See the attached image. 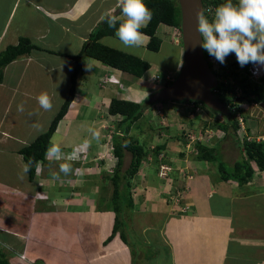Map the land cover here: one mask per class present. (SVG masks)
<instances>
[{"label":"crops","instance_id":"1","mask_svg":"<svg viewBox=\"0 0 264 264\" xmlns=\"http://www.w3.org/2000/svg\"><path fill=\"white\" fill-rule=\"evenodd\" d=\"M109 14L121 18L118 0H0V52L16 45L22 37L29 39L35 47L29 54L8 64L3 69L0 82V250H8L9 264H134L142 256L141 250L137 253L130 246L126 226L123 231L118 229L113 234L115 212L111 206L113 187L109 176L117 160L112 153L111 141L114 135L121 137L122 133L117 131L121 117L108 114L112 98L105 100L101 96L103 93L89 96L88 90L85 93L76 90L68 112L59 122L68 121L67 130L59 131L57 126L51 138L53 142L50 146L58 143L65 156L71 155L74 149L79 157L86 154L88 159L83 163L76 162L77 159L72 162L53 161L45 156L44 164H40L41 169L37 170L36 167L34 179L29 180L27 173H23L24 160L19 154L22 147L47 131L66 98L59 95V100L53 104L58 107H53L51 111H44L36 100L41 92H47L52 101L58 95L54 92V67L61 69L66 65L63 63L66 60L67 66L71 64L73 69L72 60L66 56L78 54L89 34ZM162 27L166 28L160 25L157 32ZM74 28L78 29L77 33ZM69 34L78 37L76 53L56 47ZM88 64L89 60L87 67ZM98 66L116 79L117 84L110 85H117L119 90L126 88L127 84H122L129 83L125 73L99 62ZM180 67L179 63L173 74H177ZM141 78L135 80L141 83ZM134 88L132 86V91L127 93H137ZM148 91L145 88L140 92L146 94ZM127 93H120L115 99L136 103L144 99L140 96L137 100L132 99ZM20 104L24 106L23 112L17 110ZM175 107L183 117L190 113L184 103H174L172 115L176 114ZM253 107L256 106L253 104ZM181 108L185 109V114ZM102 110L104 117L98 124L105 134L98 140L86 139L77 131L78 127L86 130L85 124L89 120L94 122L99 119L96 115ZM248 116L257 121L256 132L250 127L246 128L249 134L264 135V114H254L250 108V111L244 112V118ZM214 118L215 114L209 109H202L193 118L172 117L169 121L163 117L161 128L156 130L150 128V121L146 119L144 125L148 124L149 129L145 127L144 131H148L144 132L141 144L148 150H161L163 160L172 169L170 180L157 177L158 162L157 158H153V153L152 161L147 159L141 163L137 175L132 179L133 184L137 183L131 186L133 207L131 214H126L122 219L129 222L131 235L139 237L137 233L143 227L139 233L146 235V241L150 236L152 241L158 239L156 243H163L170 253L171 264H239L240 261H245L242 262L244 264H264V215L253 216L254 225L249 230L234 224L235 214L248 221L247 217H251V209H254L256 202L264 212V172L255 169L251 181L242 186L232 181H221L220 175L218 184H213L209 179L212 173H219L221 159H226L229 165L241 159L242 148L237 137L232 132L223 134V137L218 135L214 141H218V149H215L218 161L213 163L192 160L182 144V135H203L204 142L214 148L212 140L218 133H223L217 130L218 133L215 132L208 139V134L212 132L209 124ZM171 122L177 125V128H173V134L167 132ZM86 141L87 146L81 149L80 146ZM127 157L130 162L131 155L124 152L121 174L128 167H124ZM65 162L72 165L68 177V182H72L67 189L69 191L63 195L59 188L65 184L60 186L62 183L58 181L59 187L54 186L51 179H54V173L60 172L59 165ZM183 170L191 174L190 179L183 177ZM216 187L224 197L222 190L230 191L229 202L232 206L224 214L212 207V193ZM176 191L182 193L181 202L172 206L170 197ZM252 195H263V199L251 201ZM183 206L188 210L184 214L180 211ZM60 217L64 218L63 224ZM121 232L124 237H121ZM112 234L113 238L109 240ZM138 239L141 240L140 237ZM20 255H24L25 260Z\"/></svg>","mask_w":264,"mask_h":264},{"label":"trees","instance_id":"2","mask_svg":"<svg viewBox=\"0 0 264 264\" xmlns=\"http://www.w3.org/2000/svg\"><path fill=\"white\" fill-rule=\"evenodd\" d=\"M143 2L151 10L152 18L147 26L142 27L140 31L148 37L145 48L156 53L159 51L162 43L161 38L156 35L157 29L160 25L179 29L181 32L180 5L178 0H143ZM225 2L226 0H201L203 15L206 17L205 11L208 8H211L215 15L216 8ZM233 2L235 3L236 0H233ZM214 15L209 18L210 21L214 18ZM119 19L121 18H118V22ZM115 31V28H110L108 26L106 20L102 21L89 34L86 43L78 54L66 56L73 62V70L70 75L71 84L67 91L66 98L60 106L59 111L50 122L47 131L38 135L31 143L19 150V154L22 156L24 164H27L30 158L32 160V164L27 172L29 180H33L35 177L37 163L41 162L44 164L45 162L46 151L50 146L51 138L57 129L58 123L66 115L73 102L78 76L86 69L89 59L104 64L112 70L120 71L136 78H141L146 72L150 71V63L143 60L138 55L130 54L100 43V40L106 36H115ZM33 49H35V47L30 43L29 39L22 37L19 38L16 45L8 46L4 51L0 52V82L3 78V69L20 56L29 54ZM203 54L212 71L213 63L211 60L215 58L210 56L204 49ZM235 58V56L228 55L223 64L218 62L219 70L212 71L215 76L220 79L215 88L218 95H220V100H222V102L223 100L226 102L232 101L236 94L240 93V95L235 98L238 99V102L235 104L237 109L238 104L241 102L253 103L258 105L264 114V79H262L260 83L250 82L247 78V68L250 63L241 67ZM162 81H165V78ZM170 83L171 81L166 83L165 86ZM183 103L185 105L191 103L199 104L198 102L193 101L182 102V104ZM143 107L144 106L140 103L115 98H112L108 105L109 115H119V117H121L120 121L117 123V131L122 133L121 137L114 135L111 141L112 153L117 160L116 167L109 176V180L113 187L111 206L115 212L113 234L114 232H117L118 229L123 231L125 226V223L122 220L123 211L129 208L132 209L133 207L130 195L132 189L131 181L137 175L142 161L147 158L150 152L154 153V156L156 157L161 151L159 148L156 150H148L145 145L140 144L129 136L131 127L143 116ZM203 108L206 107L202 104V109ZM211 112L215 114V118L209 126L215 130L222 131L224 134L232 132L233 136L237 137L242 148L241 159L236 161L229 170L224 169L223 164L219 162L218 168L220 180L224 182H236L239 186L245 185L251 181L255 169L264 172V141L257 142L256 140H252L247 142L244 137L245 133L239 129L234 116L230 114V116L225 117L221 113ZM219 115L223 117V122L218 120ZM245 116H247V114ZM245 119L246 117L244 118V121ZM246 132L249 133L247 130ZM181 140L184 146L188 143V139L183 135ZM191 146H193L194 149L189 153L192 160L209 163L218 161L217 151L208 144L195 141ZM124 152H128L131 155V159L127 169L121 174ZM169 174L165 179H161L164 181L170 180ZM157 177L159 178L158 175ZM122 181H125L126 184L124 185V190L120 191V184ZM113 234L110 235L109 240L113 238ZM122 236L124 237L123 232H121V237ZM0 264H9L8 256L5 253L3 254L1 250Z\"/></svg>","mask_w":264,"mask_h":264},{"label":"rangeland","instance_id":"3","mask_svg":"<svg viewBox=\"0 0 264 264\" xmlns=\"http://www.w3.org/2000/svg\"><path fill=\"white\" fill-rule=\"evenodd\" d=\"M75 29V28H74ZM95 29V28H94ZM93 29V30H94ZM76 30V32H75ZM74 30L75 33L78 32V29L76 28ZM158 34V36L161 37L162 43L160 46V49L158 52L154 53L151 52L149 50H147L145 47V45L147 44L148 39H146L143 44L139 47V48H125L116 38L114 37H104L101 39L100 43L106 46H110L112 48L130 53V54H134V55H138L140 58H142L143 60H146L150 63V71H148V73H146V75H144L141 78V83L137 82L136 77H134L133 79L131 78L130 75L125 74L126 80L129 81V83L123 82L122 84H127L126 88L123 90H119V87L116 86H112L110 85L111 83H108V78L111 77V75H108L109 73H105L104 71H102L99 66H98V62L92 59H89V64L88 67L82 71V73L78 76L77 79V84H76V90H78L81 93H85L86 90H88L89 96H91V94L94 95H100L101 93H103L101 96H104V99H111V98H116L118 96H120V93H127V91H132V86H137V88L134 90H137L135 92H128L127 95L129 97H131L132 99L137 100L138 97H143L144 99L142 100V102L140 104H142V106L145 107L144 111H143V116L139 119L138 122L135 123V125L132 127V139L138 141L141 144V138L144 135L145 131V127L147 129H149L148 124L144 125V122L146 121V119L148 121H150V128L156 130L157 128L160 129V121L162 120V118L164 117V119L171 121L172 117H175V119H185V117L182 116L181 113H179V110L176 108L174 111H176V114L174 113L172 115L173 111L171 109V107L174 105V103L171 102H164V103H157V102H153L150 103L149 102V95L154 93L155 91L161 89L162 87L165 86L166 83H169V81H174V79L176 78L175 76H177V74H173L176 66L180 63L182 64V60L184 57V51H183V44H182V36H181V32L179 31V29H174V28H170V27H162V29H159L158 32L156 33V35ZM77 38L76 36H71V34H69L68 36H65L63 43L57 44L56 47L59 50H67L70 52H74L76 53V51L78 50V42H77ZM236 59V58H235ZM51 62H54V60H50ZM64 64H66L65 66L61 67V69H58L57 66L54 67L53 69V78L56 80L55 84H54V92H56L58 95L56 96V98L52 101V104H54V102H57L60 98L59 95H63V97L66 96V92L69 90V86L71 84L70 82V75L72 73V68H71V64L69 66H67L68 62L66 60H64L63 62ZM103 66H106L104 64H101ZM107 67V66H106ZM56 68V69H55ZM158 77L157 81L158 82H154L153 77ZM165 78V81H162ZM131 80V81H130ZM134 80V81H133ZM169 80V81H168ZM131 82V83H130ZM133 82V83H132ZM102 83V86H101ZM105 84V85H103ZM142 84V85H141ZM149 89L148 93L144 94L145 92H140L143 91L144 89ZM141 94V95H140ZM144 101V103H143ZM105 103V102H104ZM156 104V105H154ZM224 104V103H223ZM146 105V106H145ZM169 106L167 108V106ZM57 106V105H56ZM56 106H53L56 108ZM152 106V107H151ZM58 107V106H57ZM143 107V108H144ZM239 107H241V109H245V110H249L250 108L252 110V113L257 114L259 112V116H262L263 112L262 109L259 107H253V103H246V102H241L239 104ZM107 108V107H105ZM167 108V110H166ZM184 111L185 114V109L181 108ZM206 110V108H203ZM160 110L162 115H158L156 114V111ZM257 110V111H256ZM171 112V114H170ZM104 111L102 110L101 112H97L96 116H99V119H95L94 122L92 120H89L87 124H85V126H87L86 130H82L81 127H78V132L86 137V139L91 138L94 140H98L99 137L101 135L105 134V130H101L99 127V120L102 119L104 117ZM169 114V117H168ZM223 115V114H222ZM225 117L230 116V113L228 111L227 116L224 115ZM256 116V115H255ZM110 118V117H109ZM204 118V117H202ZM163 119V120H164ZM92 121V123H91ZM245 128L250 127L254 132H256V119L252 118V117H246L245 119ZM110 125H113V123L111 121L108 122ZM71 124V123H70ZM169 124V123H167ZM167 124H163L167 125ZM69 122L68 121H63L62 124L59 123L58 125V130L59 131H66L68 128ZM75 126V124H74ZM90 126V127H89ZM177 128V125L174 122H171V125L169 126V129L167 132H169L170 134L174 133V129L173 128ZM74 129V127H73ZM90 129V132H88ZM212 129V133L214 134L215 132L218 133L217 130H215L214 128ZM261 129L263 131V127L261 125ZM98 132L99 133V137H95L94 133ZM87 133H89L87 135ZM224 133H218L216 138L214 140H212V146L214 147V149H218V141L214 142L217 138L218 135L219 137H223ZM254 137L258 136L259 134H255V133H251ZM61 133L58 135L60 136ZM213 137V136H212ZM81 139L83 140V138L81 137ZM53 141H51L52 143ZM202 143H206L204 141H200ZM217 145V146H216ZM50 147V146H49ZM186 153H190V151H187ZM50 159V158H49ZM88 159V157H87ZM53 161H56L54 159H52ZM125 166H128V162H129V158H125ZM220 160V159H219ZM221 163L224 166V169L229 170L231 168L232 165H229L226 159H221ZM51 161V160H49ZM150 161H152L150 159ZM146 162V160H145ZM165 162V159H164ZM82 163V162H81ZM208 165V164H207ZM210 166H214V164H211ZM41 168H39L38 170H40ZM158 173V170H157ZM55 174V175H54ZM53 177L54 179H51V181L54 182V186H58V181L62 184H59L60 186H62L63 184H65V186L63 188H59L60 191H62V194L64 195V192H68L69 190H67L70 185L71 182H68V177L69 174L65 175L61 172L59 173H54ZM181 174L183 175L184 178L186 179H190V175L191 174H187L186 170L181 171ZM220 174L218 172H216V174L212 173V178L209 179V182L213 183V184H218V176ZM161 179V177H159ZM134 181H131L132 186L137 185V183H134ZM126 184L125 181H122V183L120 184V191L124 190V185ZM59 187V186H58ZM139 187V186H138ZM58 189V188H57ZM136 190V189H135ZM219 189L216 187V189L214 190V192L212 193L213 195V201L214 204L212 205L213 209L221 214H224L227 210L229 211L231 206L230 202H229V196H230V191L229 190H222L225 193V197L223 195H221V193L219 194ZM264 191V189L262 190ZM134 192V191H133ZM138 192V190H137ZM236 192H238V190H236ZM261 192V191H260ZM181 191H176L175 196H171L170 197V204H173L172 206H176L175 204L178 205V203L181 202ZM235 194L233 193L232 196H234ZM136 196V195H135ZM257 199H260L262 201L263 199V195L261 197H257L252 195L251 196V201H255ZM103 203V202H102ZM126 204V203H125ZM182 209L180 210L181 212L186 213L187 207L183 206L181 207ZM210 210V208L208 209ZM132 209H125L122 214V217H126L129 216L131 214ZM247 212V211H246ZM251 217H247L248 221H246V219H242L240 217H238L237 214L234 215L235 219H234V224L235 226H243L244 230H249L253 225H254V218H257L258 215H264V212L261 210V206L257 205V202L254 204V209H251ZM254 216V218H253ZM63 217H60V221L61 224H63ZM123 220V219H122ZM87 220H84V222H86ZM123 222L125 223V226L127 229H125L126 232H128V242L130 244V246L132 248H134L136 250L137 253H139V250H141L140 252L142 253V256L137 259L134 264H171V257H170V253L168 251V249L165 247V245L156 243L155 241H158V239H155V241H152L153 239L150 238V236L148 237V241H146V235L144 233H139L141 232V230L143 229V227L140 229V231H138V236L140 237L141 240H139V237H135L134 235H131L130 231V224L128 221L123 220ZM256 222V221H255ZM47 228H49L48 225H46ZM237 230V229H236ZM118 232V230H117ZM107 233L109 234L108 230ZM143 239L145 240L143 242ZM154 242V243H152ZM4 250V249H3ZM1 251L3 254L4 252H6L5 254L7 255V251L8 250H4ZM241 250V248H240ZM243 254V253H242ZM242 262L245 261H240L239 264H244Z\"/></svg>","mask_w":264,"mask_h":264},{"label":"clouds","instance_id":"4","mask_svg":"<svg viewBox=\"0 0 264 264\" xmlns=\"http://www.w3.org/2000/svg\"><path fill=\"white\" fill-rule=\"evenodd\" d=\"M118 7L121 19L118 22L117 16L107 15L105 19L108 26L116 29L115 36L125 48H139L148 39L140 29L146 27L151 21V10L145 5L143 0H118ZM196 19L199 40L202 41L200 46L219 63L223 64L225 58L234 53L236 61L241 67H244L248 63L264 66V0H236L235 3L233 0H226L225 3L216 8L214 18L211 21L203 13H199ZM152 80L158 82L155 77ZM108 81V83L117 84L116 79L112 76L108 78ZM36 100L44 111L52 110V98L47 92H41L36 97ZM17 110L23 112V104L18 105ZM188 115L187 113L186 116ZM94 136L98 138L99 133L95 132ZM87 143L86 141L80 148L86 147ZM84 155L86 158L82 161L81 157L78 156V151L74 149L71 155L65 156L58 143H53L46 151L48 158L57 161L77 159L76 162L83 163L87 159V155ZM159 155L163 154L160 152L156 157H153L157 158L158 172L160 164L165 163L163 159L159 160ZM152 156L153 153L150 152L145 160L152 158ZM31 164L32 160L30 158L28 163L23 165L24 174L28 172ZM38 164H41V162H38ZM59 169L61 173L67 175L72 171V165L68 162L61 163ZM20 258L25 260L24 255H20Z\"/></svg>","mask_w":264,"mask_h":264},{"label":"water","instance_id":"5","mask_svg":"<svg viewBox=\"0 0 264 264\" xmlns=\"http://www.w3.org/2000/svg\"><path fill=\"white\" fill-rule=\"evenodd\" d=\"M181 9V36L184 57L174 81L149 96V102H200L207 109L227 116L228 110L212 93L218 85L207 64L197 32V15L203 12L201 0H178Z\"/></svg>","mask_w":264,"mask_h":264},{"label":"built area","instance_id":"6","mask_svg":"<svg viewBox=\"0 0 264 264\" xmlns=\"http://www.w3.org/2000/svg\"><path fill=\"white\" fill-rule=\"evenodd\" d=\"M206 17L207 19H209L210 17H212L214 15V11L211 8L206 9L205 11ZM230 56H235V54H230ZM211 62L213 63V67H212V71L214 70H219V63L216 59H212ZM217 78V77H216ZM247 78L250 82L252 83H260V81L262 79H264V66H260L257 64H253L250 63L248 68H247ZM155 79H158V77L156 76ZM217 81L219 83L220 79L217 78ZM216 88V87H215ZM215 88L212 90V93L216 96H218L220 98V95H218V92L215 90ZM238 95H240V93H237L236 96L234 97V99L232 101H224L223 103L225 105V107L227 108V110L229 111V113L234 116L236 122L238 123V127L239 129L244 132V137L246 139L247 142L252 141V140H256L257 142L259 141H264V135H258L256 137H254L253 135L249 134L246 132V128H245V122H244V112L246 111L245 109H241V107H239L238 104V109L235 107V104L238 102V99H235L236 97H238ZM227 100V99H226ZM222 101V100H221ZM194 102V101H193ZM199 104H186L190 113H189V117L193 118L195 117L198 113H200L202 111V103L198 102ZM256 107H258V105L254 104ZM156 113L158 115H162L160 110H157ZM218 120L220 122H223V117L221 115H219ZM208 139L209 137L213 136V133L211 132L210 134H208ZM187 139H188V143L185 146V151H192L194 150L191 146V144L194 141H204L203 139V135L196 137L195 135H186ZM207 137V136H206ZM207 139V140H208ZM66 156H69L66 155ZM86 156L83 155L81 157V160H85ZM159 160L163 159V155H159L158 156ZM40 168V164L37 165V170ZM171 167L168 164H164L161 163L159 166V172H158V176L161 177L162 179H165L168 174L171 172Z\"/></svg>","mask_w":264,"mask_h":264},{"label":"flooded vegetation","instance_id":"7","mask_svg":"<svg viewBox=\"0 0 264 264\" xmlns=\"http://www.w3.org/2000/svg\"><path fill=\"white\" fill-rule=\"evenodd\" d=\"M157 92V91H156Z\"/></svg>","mask_w":264,"mask_h":264}]
</instances>
